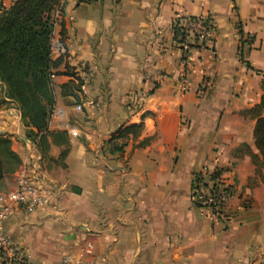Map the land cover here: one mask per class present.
<instances>
[{"label": "crops", "instance_id": "0c3cea01", "mask_svg": "<svg viewBox=\"0 0 264 264\" xmlns=\"http://www.w3.org/2000/svg\"><path fill=\"white\" fill-rule=\"evenodd\" d=\"M63 2L47 132L33 146L18 107L0 110L21 160L0 190L37 157L49 204L12 215L4 233L32 264H264L263 157L245 113L263 96L264 0ZM199 17L216 39L184 55L174 26ZM132 125L141 132L111 141ZM204 167L233 191L216 219L192 200Z\"/></svg>", "mask_w": 264, "mask_h": 264}, {"label": "trees", "instance_id": "16d2710c", "mask_svg": "<svg viewBox=\"0 0 264 264\" xmlns=\"http://www.w3.org/2000/svg\"><path fill=\"white\" fill-rule=\"evenodd\" d=\"M63 1L15 0L9 8L0 6V110L15 104L27 129L26 136L33 142L47 132L48 116L55 103L52 80L57 61L53 60L52 43L59 20L56 13L62 15ZM79 1L91 4L95 0ZM178 23L174 33L182 35ZM262 91L261 102L245 113L256 119L255 143L264 166V81ZM141 130L142 125L122 128L111 141L137 135ZM123 148L124 145H113L112 152L121 153ZM20 164L9 139L0 137V181L8 167Z\"/></svg>", "mask_w": 264, "mask_h": 264}, {"label": "built area", "instance_id": "2783aa9c", "mask_svg": "<svg viewBox=\"0 0 264 264\" xmlns=\"http://www.w3.org/2000/svg\"><path fill=\"white\" fill-rule=\"evenodd\" d=\"M61 13L57 11L59 19ZM181 28V43L184 55L191 45L197 43H212L216 39V31L213 23L207 17L186 19ZM61 42L53 39L52 51H61ZM182 77L186 78L192 66L190 57L186 56L182 61ZM78 111L82 107H77ZM73 137H77L76 131H71ZM33 142V146H34ZM35 159L33 165L22 168L18 173L16 187L13 191L5 193L0 190V264H32L23 247L14 242L4 233L3 223L14 214L23 216L40 211L48 206L49 198L43 192L42 172L40 159ZM233 195L231 187L223 183L216 170L204 167L195 176L192 186V200L194 206L206 210L214 219L224 215V209ZM60 264H83L72 255L65 256Z\"/></svg>", "mask_w": 264, "mask_h": 264}, {"label": "rangeland", "instance_id": "374dc122", "mask_svg": "<svg viewBox=\"0 0 264 264\" xmlns=\"http://www.w3.org/2000/svg\"><path fill=\"white\" fill-rule=\"evenodd\" d=\"M63 4H64V2H63ZM5 163H11V162H10V161H8V160H6V161H5ZM12 164H13V163H11V165H12Z\"/></svg>", "mask_w": 264, "mask_h": 264}]
</instances>
